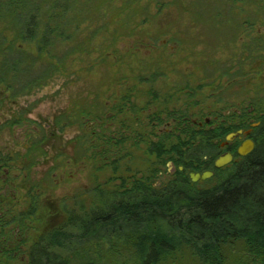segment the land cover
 <instances>
[{
	"label": "flooded vegetation",
	"instance_id": "obj_1",
	"mask_svg": "<svg viewBox=\"0 0 264 264\" xmlns=\"http://www.w3.org/2000/svg\"><path fill=\"white\" fill-rule=\"evenodd\" d=\"M253 1L217 0L216 9L198 11L201 25L192 24L196 9L170 11L168 25L121 48L114 61L123 62V71H108L100 90L79 72H58L56 88L38 94L49 74L27 75L17 87L15 75L0 72V264H43L46 237L64 222L63 198L56 194L70 191L66 200L74 202L82 191L79 183L92 176L95 143L199 142L184 131L193 128L200 135L223 124L218 103L208 93L231 90L244 70L248 81L258 80L264 91V10L250 8ZM255 13L262 14L261 24H256ZM138 43L142 45L136 47ZM34 77L39 80L32 81ZM126 80L134 84L129 87ZM45 99L57 106L40 110ZM236 107L225 112L242 119L246 112L252 122L250 100L245 108L240 103ZM250 137L235 140L238 146L229 151L235 141L220 148L218 157H233L246 140L254 144Z\"/></svg>",
	"mask_w": 264,
	"mask_h": 264
},
{
	"label": "trees",
	"instance_id": "obj_2",
	"mask_svg": "<svg viewBox=\"0 0 264 264\" xmlns=\"http://www.w3.org/2000/svg\"><path fill=\"white\" fill-rule=\"evenodd\" d=\"M40 1L46 4V16L39 13ZM97 1L0 0V25L7 19L13 30H17L15 38L9 35L11 39L0 32V43L13 49L17 41L30 36L31 48L40 64L43 59L47 64L40 73L54 71L58 63L48 48H54L59 40L68 46L78 45L65 34L67 19L72 16L81 18L84 11L90 15L92 10V15L100 19L93 22L100 24V4H94ZM250 8L263 11L264 0H254ZM110 10L115 12L113 6ZM28 14L30 20H27ZM254 15L256 24H261L257 21L262 14ZM42 17L47 18L45 25L39 19ZM95 28L102 29L103 24ZM111 32L116 33L115 30ZM103 38L95 44L102 45ZM116 40L121 41L117 33L111 37L110 44ZM84 51L77 49L75 52L80 55L78 61L81 63H84ZM112 52L122 53L113 49ZM85 60L92 65L91 58L85 57ZM23 64L22 53L15 52L8 65L6 62L0 65V72L13 73ZM38 80V77L32 78V81ZM242 115L245 119L234 112L221 114L223 124L205 134L198 135L193 128L184 131L189 139H199V142L171 145L95 143L96 157L106 153L113 157V172L122 161L123 146L143 145L146 170L140 176L111 177L108 183H113V192L103 197L105 192L100 193L92 206L80 207L77 213L67 216L60 227L51 230L43 248V264H185V261L190 264H264V112H255L252 122L246 118V112ZM253 123L258 127L251 129ZM243 124L245 127L239 126ZM250 129V138L255 144L253 152L244 158L233 152V162L215 170L213 163L220 155V144L225 136ZM235 146L238 141L225 151ZM168 162L174 171L168 174L165 170L166 178L160 182V174ZM208 171L213 173L207 181L212 183L210 187L202 188L200 183L190 182L189 174Z\"/></svg>",
	"mask_w": 264,
	"mask_h": 264
},
{
	"label": "rangeland",
	"instance_id": "obj_3",
	"mask_svg": "<svg viewBox=\"0 0 264 264\" xmlns=\"http://www.w3.org/2000/svg\"><path fill=\"white\" fill-rule=\"evenodd\" d=\"M109 1L110 0H98L97 3L94 2V4L96 5L100 4L99 7L101 10V16L99 18H101L100 24H103L102 29L95 28V25L97 26L100 24L93 22L98 20V17L92 15V10H90V15H88V13L84 11L83 14H85L82 15L81 18H75L72 16V18L67 19L68 25L65 29V34L68 38H71L70 40H75L78 45L75 47L70 45L68 46L66 43H64V41L59 40L55 43L54 48H48L49 54H51V56L54 57L55 62L58 63V69L54 68V71L46 70L47 74L50 75V79L44 84L43 89L40 90L38 94H48L50 90H54L56 88V81L58 77L55 73L58 72L64 74H68L70 72H79L81 74V79L87 80L89 78V83L90 81L94 80V84L96 83V88L98 90L102 89L105 83L104 80L106 79H104V75L106 73H109L108 71L114 73L117 67V69H121L123 67L120 72H122L124 69L122 61V63H116L114 61V57L119 55L115 52H112V49L118 52L121 51V48L123 47L122 49L125 50V47L128 46V43L130 41V39L128 38H133L134 40L138 38V36L146 35L149 31L154 30L155 28H163L164 26L168 25L169 20H172V16H169V12L177 8H190L192 10L196 9L195 16L193 14L192 17V24L201 25L202 17L199 15L198 11L203 10V7H206L207 9H216L214 8L213 4L217 3V0H204L205 2L203 0H200L201 2L199 0H194L195 4H193V0H188L187 3H185L186 0H116L117 2L114 3H111ZM38 4L42 6V9L39 13L42 16H46L48 12V10L46 9V4L42 1H40ZM111 6H113L115 10V12L113 13L110 10ZM103 13L105 17H102ZM28 16L30 15H27V20H30L31 17ZM235 18L237 22L242 23V19L238 17ZM39 19L41 20L43 25H45V23L47 22V18L45 17ZM174 19H176V16H174ZM4 20L5 21H3L0 25L1 34L5 35V37L12 35L13 38H15L14 32H16L17 30L14 31L12 26L10 25V22H7V19ZM98 21H100V19ZM140 22L141 24L138 25V23ZM133 26L138 27L132 28ZM114 30L116 31L117 36L121 38V41L117 42L116 40L114 44L111 45V37L116 36V33L111 32ZM134 30H136V32L133 33ZM61 36L62 34L59 36V38H61ZM9 37L10 39L12 38L11 36ZM101 37H104L102 45L97 46V44H95V41H100ZM140 45H142V43L136 44V47ZM77 49L78 51H80L81 49L85 50L82 53V60L84 61V63L78 61V56L80 55L75 54ZM88 50L91 53L89 55H87ZM96 50L101 51L100 53H96ZM15 52H21L24 61L25 59H30L29 61H25V64H23L21 67L17 68V71L13 73L10 72L11 74L15 75V83L17 84V87H20L24 80L28 78L27 75L34 76L35 74L43 72V70L46 69V67H44V64L46 63L43 59L40 64L38 60V55L36 54L34 49L31 48L30 36H27L25 40L17 41V43H15V45L13 46V49H9L7 44L0 43V65H2V63L4 62H6V64L8 65V60L2 61V59L4 57H7V59L9 57L11 58L15 54ZM109 53L111 54L110 56L108 55ZM44 57H46L45 52ZM85 57H87V59L91 58V66L86 63ZM72 59H74V62ZM70 60L72 61L70 62ZM245 73L246 70H244V78L236 76L237 81H235L234 88H232L231 90L226 91L223 89L215 95H211L210 93L207 94L208 99L218 103L216 109H218L221 114H226L225 111L228 109L237 108L236 105L238 103H240L241 106L245 108V104H248L249 100L254 105L255 112L259 114L264 112V91H261L263 90V87L258 88V80L256 82L248 81ZM130 81L131 80L125 81L126 85L129 87L134 84L133 80L131 82ZM74 89L75 88H73L72 91ZM203 98H205V96H203ZM51 100L52 99H45L43 102H41L38 108L40 110H47L50 109L52 106H57V103H52ZM209 103L210 101L207 105H211ZM253 124L257 125L256 127H258V124ZM130 144L131 143L127 142L125 145ZM70 151L71 146L68 147L66 154H69ZM119 155L120 152L117 156ZM110 156L111 155L109 153L104 154V156L102 155V157L100 158L94 155L93 167L90 165V168H92L93 170L92 176L89 180L81 181L79 183V188L82 191L76 193V198L74 199V202L66 200L67 196L70 195V191L57 192L56 196H62L63 198L62 221H65V218L67 216L77 213L80 207L89 208L90 206H92V204L95 203L98 199V195L100 193L105 192L104 194H102L103 197L107 196V193L113 192V183H108V180L111 177L116 176L117 178H128V176H132L134 174L135 176H140L141 173L146 170L144 169V165L145 162L147 163V159L145 155V148H143V145H138L137 148H124L123 146L120 155L122 156V161H120V163L116 166V172L112 171L113 167L111 166V163L113 162V157ZM75 157L81 158L77 153H75ZM109 158H111V160ZM165 170L168 174H172L174 171V167L172 168L169 164L168 166H165L164 170H162L160 174V182L164 181V179L166 178V174L164 173ZM207 181L208 180L204 182H199L200 187H210L212 183H207ZM84 189H88L89 192L84 193ZM71 211L72 213H70ZM41 228L43 231V228H45L44 223H40L39 229L41 230ZM185 264L190 263L189 261H185Z\"/></svg>",
	"mask_w": 264,
	"mask_h": 264
},
{
	"label": "water",
	"instance_id": "obj_4",
	"mask_svg": "<svg viewBox=\"0 0 264 264\" xmlns=\"http://www.w3.org/2000/svg\"><path fill=\"white\" fill-rule=\"evenodd\" d=\"M257 125H252L251 128H255ZM251 133V130H238L236 132L230 133L224 138V142L220 144V148H224L234 142L235 140H239L242 137H248ZM254 150V144L250 140L244 141L236 151V155L239 158H244L250 155ZM233 161V157L231 154L227 153L220 157H218L213 164L215 170H220L228 165H230ZM213 176L212 172H203L201 174H189V180L191 183H199L209 180Z\"/></svg>",
	"mask_w": 264,
	"mask_h": 264
}]
</instances>
